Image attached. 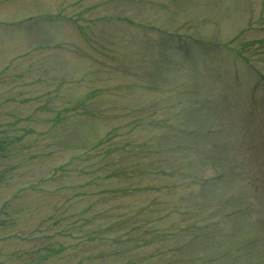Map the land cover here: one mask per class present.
<instances>
[{
    "label": "rangeland",
    "instance_id": "374dc122",
    "mask_svg": "<svg viewBox=\"0 0 264 264\" xmlns=\"http://www.w3.org/2000/svg\"><path fill=\"white\" fill-rule=\"evenodd\" d=\"M211 258L264 264V0H0V264Z\"/></svg>",
    "mask_w": 264,
    "mask_h": 264
},
{
    "label": "trees",
    "instance_id": "16d2710c",
    "mask_svg": "<svg viewBox=\"0 0 264 264\" xmlns=\"http://www.w3.org/2000/svg\"><path fill=\"white\" fill-rule=\"evenodd\" d=\"M178 131H180L181 132V134H179V132ZM177 133L179 134V135H184L185 133H188L187 131H185V130H183V129H179V130H177ZM190 133H193V132H190ZM190 136H192V134H188L187 135V137H190ZM190 139V138H189ZM189 139H186V141L187 140H189ZM197 144V143H196ZM207 144V143H206ZM161 146V150L163 149V150H165L166 148H167V146H171L170 147V149L171 148H173L172 149V151H174L176 154H180V156H181V154H185L184 152H186V150H185V147H183L181 144H179V143H169L168 145L165 143V142H163L162 143V145H160ZM211 146H212V144L211 145H208V146H205V148L203 147L202 148V150H203V152H206V153H208V151H209V149L211 148ZM153 147V145L151 144V148ZM152 151V150H151ZM157 151H159V149H156L155 148V152H157ZM211 163V162H210ZM187 166V165H186ZM211 166H212V163H211ZM214 183H217V180L216 181H213V179L212 178H204V180H203V182H202V185H201V189H203V191L205 190V189H208V186H213L214 185ZM200 189V190H201ZM202 192V191H201ZM214 200L216 201V195H214ZM220 202H221V199H220ZM216 217H217V215H216ZM219 217V216H218ZM207 229V227H205V223L202 225V227H201V229H202V234H200V236L198 237V239L201 241V240H203V239H205L206 237H205V235H203V229ZM194 239H190L188 242H187V244H186V246L188 247V244L190 243V242H192ZM214 263V258H211L210 260H206V262L205 263H202V264H213Z\"/></svg>",
    "mask_w": 264,
    "mask_h": 264
}]
</instances>
